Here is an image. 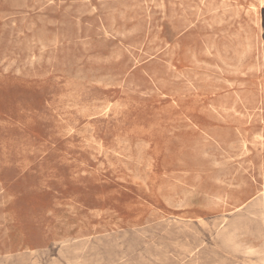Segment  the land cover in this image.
<instances>
[{"label":"rangeland","instance_id":"rangeland-1","mask_svg":"<svg viewBox=\"0 0 264 264\" xmlns=\"http://www.w3.org/2000/svg\"><path fill=\"white\" fill-rule=\"evenodd\" d=\"M261 1L0 0V264H264Z\"/></svg>","mask_w":264,"mask_h":264},{"label":"bare ground","instance_id":"bare-ground-1","mask_svg":"<svg viewBox=\"0 0 264 264\" xmlns=\"http://www.w3.org/2000/svg\"><path fill=\"white\" fill-rule=\"evenodd\" d=\"M261 1V0H260ZM262 2V1H261ZM260 4H263V3H260ZM253 10V9H252ZM163 14V13H162ZM256 15V14H255ZM231 18V17H230ZM220 19V18H219ZM253 23V22H252ZM257 29V28H256ZM133 30V29H132ZM130 31V30H129ZM227 32V31H226ZM245 33V32H244ZM235 36V35H234ZM246 36V35H245ZM246 39V38H245ZM55 41V40H54ZM54 41H53V43H54ZM246 43V42H245ZM251 43V42H250ZM247 45V44H246ZM249 45V44H248ZM225 47V46H224ZM248 49H249V47H248ZM247 50V49H246ZM249 52V51H248ZM244 54H245V52H244ZM32 55V54H31ZM29 56V55H28ZM240 56V55H239ZM242 56V55H241ZM30 57V56H29ZM34 57V56H33ZM32 57V58H33ZM87 58V57H86ZM27 59V58H26ZM34 59V58H33ZM242 60H244L243 58H241ZM39 60V59H38ZM46 60V59H45ZM228 60H230V59H228ZM30 62V61H29ZM36 62V61H35ZM39 62V61H38ZM220 62H221V60H220ZM223 62V61H222ZM240 63H242L241 61H240ZM238 64V65H241V64ZM32 64V63H31ZM207 65V64H206ZM226 65V64H225ZM224 65V66H225ZM210 66V65H209ZM226 66H228V65H226ZM225 66V67H226ZM23 67H25V65L23 66ZM32 67V66H31ZM230 68V67H229ZM24 69V68H23ZM219 69V68H218ZM234 69V68H233ZM222 70V69H221ZM105 78V77H104ZM81 79V78H80ZM83 80V79H82ZM218 81V80H217ZM221 81H223V80H221ZM101 82V81H100ZM99 82V83H100ZM97 83H98V81H97ZM101 84V83H100ZM229 84V83H228ZM108 86V85H107ZM76 107V106H75ZM109 107V106H108ZM95 109V108H94ZM100 109V108H99ZM102 109V108H101ZM79 128V127H78ZM72 132V131H71ZM259 135V134H258ZM253 136H255V135H253ZM257 138L259 139V137L257 136ZM253 139V138H252ZM260 140V139H259ZM257 141V140H256ZM123 143V142H122ZM124 143H126V142H124ZM99 144V143H98ZM211 149V148H210ZM214 149V148H213ZM231 150H232V148H231ZM206 151V150H205ZM220 151V150H219ZM101 152V151H100ZM223 152V151H222ZM207 153V152H206ZM250 153V152H249ZM105 154V153H104ZM245 154V153H244ZM205 155H207V154H205ZM93 157V156H92ZM208 157V156H207ZM211 157V156H210ZM214 157V156H213ZM216 157V156H215ZM215 157H214V159H215ZM221 157H223V156H221ZM239 158H240V156H239ZM212 160V159H211ZM230 160V159H229ZM233 160V159H232ZM215 161V160H214ZM224 160H222V162H223ZM212 162V161H211ZM210 163V162H209ZM217 164V163H216ZM226 164V163H225ZM214 166V165H213ZM224 166V165H223ZM145 168V167H144ZM224 169V168H223ZM239 169V168H238ZM229 170V169H228ZM130 171V170H129ZM83 173V172H82ZM221 173V172H220ZM223 173V172H222ZM84 174V173H83ZM217 174H219L218 172H217ZM216 174V175H217ZM220 175V174H219ZM227 176V175H226ZM229 176V175H228ZM227 176V177H228ZM232 176V175H231ZM217 178V177H216ZM220 178V177H219ZM218 180V179H217ZM241 180V179H240ZM219 181V180H218ZM227 181V180H226ZM220 182V181H219ZM222 182V181H221ZM221 182H220V184H221ZM229 183H231V182H229ZM226 185V184H225ZM244 185V184H243ZM233 186V185H232ZM264 186V185H263ZM228 187H230V185H228ZM238 188V187H237ZM263 188V187H262ZM264 190V189H263ZM183 191V190H182ZM181 191V192H182ZM184 192H182L181 194H183ZM186 193H187V191H186ZM191 194H192V192H191ZM184 195V194H183ZM189 195V194H188ZM169 196V195H168ZM177 196V195H176ZM187 196V195H186ZM185 196V197H186ZM215 197V196H214ZM169 198V197H168ZM183 198H184V196H183ZM188 200V199H187ZM207 200V199H206ZM183 203V202H182ZM184 204V203H183ZM186 204V203H185ZM183 205V206H186V205ZM182 205V204H181ZM182 207V206H181ZM176 208V207H175ZM179 208V207H178ZM183 208V207H182ZM186 225H187V223H186ZM188 229V228H187ZM193 229V228H192ZM177 230H179V229H177ZM238 234L240 233V232H237ZM199 235V234H198ZM236 235V234H235ZM241 236H243V235H241ZM242 238V237H241ZM238 239V238H237ZM244 239V238H243ZM247 239V238H246ZM240 240V239H239ZM249 240V239H248ZM254 241H255V239H254ZM257 241V240H256ZM259 241V240H258ZM203 242V241H202ZM187 243V242H186ZM240 243H243V241L242 242H240ZM245 243H246V241H245ZM245 243H243V245H245ZM203 244V243H202ZM255 244V243H254ZM247 245V244H246ZM252 245H253V243H252ZM186 246V245H185ZM187 246H189V245H187ZM198 246V245H197ZM201 246V245H200ZM249 246V245H248ZM251 246V245H250ZM249 246V247H250ZM247 247V246H246ZM252 247V246H251ZM191 248V247H190ZM206 248V247H205ZM203 249V248H202ZM193 251V250H192ZM193 252H195V251H193ZM208 252V251H207ZM207 260V259H206ZM197 263V262H196ZM182 264V263H181ZM230 264H232V263H230ZM236 264V263H235Z\"/></svg>","mask_w":264,"mask_h":264}]
</instances>
